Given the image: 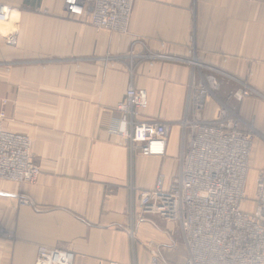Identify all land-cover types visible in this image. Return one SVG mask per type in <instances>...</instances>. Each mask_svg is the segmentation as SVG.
Masks as SVG:
<instances>
[{
  "label": "crops",
  "instance_id": "crops-1",
  "mask_svg": "<svg viewBox=\"0 0 264 264\" xmlns=\"http://www.w3.org/2000/svg\"><path fill=\"white\" fill-rule=\"evenodd\" d=\"M0 5L10 7L0 21V111L6 130L30 138L40 166L33 182L0 180V264H35L39 246L72 251L73 264H148L149 242L181 262L179 228L141 209L130 186L178 172L192 65L135 59L130 73L128 53L135 45L183 60L193 51L207 67L246 77L257 94L237 110L264 137V0H135L124 35L65 15L62 0ZM130 83L147 93L139 118L167 125L165 156L130 151L117 109ZM262 141L250 182L264 167Z\"/></svg>",
  "mask_w": 264,
  "mask_h": 264
},
{
  "label": "built area",
  "instance_id": "built-area-1",
  "mask_svg": "<svg viewBox=\"0 0 264 264\" xmlns=\"http://www.w3.org/2000/svg\"><path fill=\"white\" fill-rule=\"evenodd\" d=\"M134 3L135 0H62L61 9L67 16H87L96 28L124 35L129 32ZM9 12V6L0 5V21H7ZM134 47L128 53L130 73L135 59L184 61L193 70L182 120L187 143L178 172L170 178L159 172L150 188L130 186L133 202L141 209L179 228L186 249L184 259L177 263L168 260L152 242L146 243L148 264H264V167L249 187L254 140L264 141V137L239 112L216 98L218 83L214 73L222 71L208 67L209 74L196 73L203 64L193 51L188 59L181 60L165 53L136 51ZM225 77L241 83L230 93L235 102L249 96L251 89L242 80L232 75ZM147 105L146 91L130 83L125 98L117 105L124 132L121 126L117 131L129 140L131 153L162 157L166 155L168 128L163 121L139 118ZM5 119L1 110L0 180L33 182L40 166L31 153V140L23 133L6 130ZM244 202H252L254 209H246ZM129 232L133 237V226ZM74 256L66 249L39 246L35 264H73Z\"/></svg>",
  "mask_w": 264,
  "mask_h": 264
},
{
  "label": "rangeland",
  "instance_id": "rangeland-1",
  "mask_svg": "<svg viewBox=\"0 0 264 264\" xmlns=\"http://www.w3.org/2000/svg\"><path fill=\"white\" fill-rule=\"evenodd\" d=\"M199 72H196V73H200V74H202L203 76H205L204 75V73H206V74H209L210 73V71H209V69H208V67L207 66H205L204 64L203 65H201L200 67H199ZM220 71H222L223 73L222 74H220V73H214L215 74V76H217V83H218V89H217V91L215 92V96H216V98H218L221 102H226L227 103V105H229L230 106V108H231V110L232 111H237L238 112V110H237V104H240V103H242L243 101H241V102H235L231 97H230V93L232 92V91H234L236 88H239V87H241V83L239 84V83H237L236 81H234V80H229V79H227L225 76H227V75H231V74H229V73H227L226 71H223V70H220ZM233 76V75H232ZM238 79H240V80H242L243 81V83H245L246 84V86H249L250 87V89H251V93L249 94V96H253V95H255V94H257V92L255 91V89L252 87V85L250 84V82L247 80V78L245 77H238ZM248 96V97H249ZM225 103V104H226ZM186 116V115H185ZM243 119V118H242ZM244 120V119H243ZM245 122H249V121H246V120H244ZM261 140V139H260ZM262 142H264V141H262ZM252 153H253V150H252ZM251 159H252V154H251V158H250V171H249V177H250V175H252V173H254L253 171H252V169H253V167H252V165H251ZM253 179H254V177L252 178V181L250 182V180H249V183L250 184H252V182H253ZM243 206L244 207H250V206H252L251 204H248V202H245V203H243ZM253 210V209H252Z\"/></svg>",
  "mask_w": 264,
  "mask_h": 264
}]
</instances>
